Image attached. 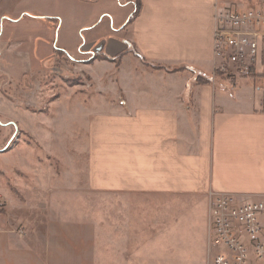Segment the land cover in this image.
Returning a JSON list of instances; mask_svg holds the SVG:
<instances>
[{"label": "crops", "instance_id": "crops-1", "mask_svg": "<svg viewBox=\"0 0 264 264\" xmlns=\"http://www.w3.org/2000/svg\"><path fill=\"white\" fill-rule=\"evenodd\" d=\"M42 1L54 7L39 3L38 10H19L13 0H0V39L6 28L25 31L30 38L37 34L30 55L37 64H47L38 69L41 78L55 67L59 76L65 71L69 62L63 61L65 54L60 60L52 54L53 47H68L82 38L75 34L67 42L65 32L90 33L89 39L97 41L95 32L112 30L119 41L116 50L105 54L113 60L90 55L73 61L90 78L89 87L63 89L47 104L60 108L63 101H74V110L82 111L78 117L86 120L81 148L69 156L75 168L66 167L57 156L62 166L48 172L49 185L39 171L30 175L19 167L1 179L5 207L0 212V264H70L71 260L96 264L101 256L102 264H141L142 235L148 233L149 241L157 237L151 219L145 217L149 229L141 224L143 199L203 202L206 249L211 192L264 198L263 71L255 82L215 71V14L232 3L140 0L141 12L129 22L133 0ZM6 44L1 41L0 47ZM262 48L264 63V43ZM43 49H48L46 55ZM5 61L1 51V68ZM97 64L107 67L109 78H97L93 69ZM199 76L209 82L198 83ZM44 85L41 81L37 97L45 102L55 91ZM0 101L7 102L1 86ZM72 111L68 110L71 117ZM19 159L28 164L24 155ZM95 240L101 243L96 259ZM191 252L195 250L191 248L187 256Z\"/></svg>", "mask_w": 264, "mask_h": 264}, {"label": "rangeland", "instance_id": "rangeland-1", "mask_svg": "<svg viewBox=\"0 0 264 264\" xmlns=\"http://www.w3.org/2000/svg\"><path fill=\"white\" fill-rule=\"evenodd\" d=\"M229 1L232 3L231 9L236 10L248 5L250 6L251 3L257 6L261 0ZM39 3L45 4L46 1L13 0V5L19 10L27 8L38 10ZM240 4L241 6H239ZM43 6L47 9H52L54 4H48L47 6L45 4ZM101 6L102 4L97 8L98 12L102 8ZM65 33L67 34L65 39L67 42L75 34L77 36L82 35V38L78 43L68 44V47H64L63 45L53 47L52 54H56L59 60L63 59L62 55L65 54L63 61L69 63L65 64V71H61V76L57 73L59 68L55 67L43 78L37 72L41 67L47 68V64H37L36 58L30 55L32 51L30 46L31 44L34 45V42L38 39L37 34L31 33L33 36L30 38L25 31H11L6 28V32L2 35V40L0 39V43L1 41L5 43L8 41L6 45L9 46L0 47V55L2 51V55L7 60L3 63L2 68L0 66V86L3 96L7 101L6 104L0 101V184H2L1 179L5 176L6 171L12 172L16 167H19L23 170H28L30 175L33 174V170L39 171L43 174V182L49 185L51 181L48 172L55 168L60 170L62 166L57 156L64 161L66 167L75 168L69 156L71 153H78V150L81 148V142L84 141L85 137L83 125L86 120L78 117L81 116L82 111L80 108H77L76 111L74 110V106H77V103L74 101L71 103L63 101L60 108H53L54 105L52 108H48L47 104L57 98L58 94L64 91L63 89L77 85L80 86L79 89L89 87L87 83L90 81V78L83 70L78 69V63L73 61L79 60V56L88 57L87 59H89L90 55L109 54L116 50L114 46H117V41L119 40H117L118 33L112 30L95 32V36L99 34L98 37H95L98 39L97 41L89 39L90 33ZM12 41L13 44L9 45ZM62 49L65 50L64 53H60ZM122 50L119 51L120 54L123 52ZM47 53L48 49H43L42 55H46ZM120 58L121 56L118 55L117 60L119 61ZM44 59L40 58V60ZM95 60L101 59L97 58ZM94 68H96L95 74L98 79L109 78L111 75L107 67L101 64H97ZM41 81L43 85L45 84V88H50L49 92L55 91L53 96L45 97V102L39 101L37 97V93L40 92L37 89ZM251 81L255 82V79H251ZM91 87L93 88L95 85L92 84ZM22 91H26V93ZM35 92L36 94H34ZM40 97L41 100L42 98L44 99L43 95ZM30 110L35 112H30ZM68 110H73V117H71ZM23 129H28L33 134L27 133ZM22 155H24L28 164L24 163L25 160L19 159ZM81 164L82 162H79L78 165L81 166ZM65 179L68 180L67 178ZM1 199L0 212L5 207V201L3 198ZM149 201H144L143 199L144 204L141 208L140 216V218L142 217L141 224L144 229H149V221L145 225V217L151 219L153 221L152 232L155 233L156 231L157 237L153 235L150 242L148 233L142 235L141 264H150L151 257L154 259V263L156 262L157 264H206L208 232L205 249L206 209L203 206V202L191 205L189 201L187 203L183 199H177V202L166 199ZM151 202L156 205H150L149 203ZM96 204L100 205L99 202H96ZM82 210L86 211L84 201L82 202ZM87 210L88 212L90 211L89 208ZM74 213L77 214V211H74ZM94 213L95 210L92 214L93 216ZM94 219L97 220L96 217ZM154 223H156V226ZM93 244H96V247L92 250L96 259V256L101 254V250H99V253H96L100 248L98 247V244H101L100 240H95ZM137 247L140 248V246ZM191 248L195 252H191L187 256L186 253ZM82 249L79 246V250ZM149 252L151 256H144L145 254H149ZM101 260H98L96 264H102ZM70 264H79V262L71 260Z\"/></svg>", "mask_w": 264, "mask_h": 264}, {"label": "built area", "instance_id": "built-area-1", "mask_svg": "<svg viewBox=\"0 0 264 264\" xmlns=\"http://www.w3.org/2000/svg\"><path fill=\"white\" fill-rule=\"evenodd\" d=\"M215 21L216 74L247 79L264 72V0L244 10H220ZM207 232L206 264H264V198L211 192Z\"/></svg>", "mask_w": 264, "mask_h": 264}, {"label": "trees", "instance_id": "trees-1", "mask_svg": "<svg viewBox=\"0 0 264 264\" xmlns=\"http://www.w3.org/2000/svg\"><path fill=\"white\" fill-rule=\"evenodd\" d=\"M131 3H133L134 10H133L132 16L129 18V22H132L140 14L141 9H142V3H141L140 0H133V1H131ZM96 58H98V59H106V60H113V58L109 57L108 55H96ZM154 67L161 68V69L165 68V67L160 66V65H154ZM169 70H171V69H169ZM174 70H177V69H174ZM263 76H264V74H263ZM251 78L252 79H256L257 77L253 76ZM197 82L198 83H207L209 81L205 77L199 76L197 78Z\"/></svg>", "mask_w": 264, "mask_h": 264}]
</instances>
